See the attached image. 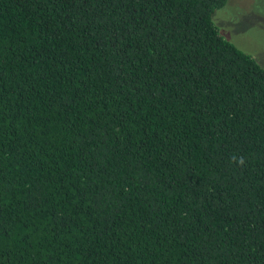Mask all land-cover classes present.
I'll return each instance as SVG.
<instances>
[{
    "label": "trees",
    "instance_id": "16d2710c",
    "mask_svg": "<svg viewBox=\"0 0 264 264\" xmlns=\"http://www.w3.org/2000/svg\"><path fill=\"white\" fill-rule=\"evenodd\" d=\"M226 1L0 0V264H264V68Z\"/></svg>",
    "mask_w": 264,
    "mask_h": 264
},
{
    "label": "rangeland",
    "instance_id": "374dc122",
    "mask_svg": "<svg viewBox=\"0 0 264 264\" xmlns=\"http://www.w3.org/2000/svg\"><path fill=\"white\" fill-rule=\"evenodd\" d=\"M212 21L220 35L264 68V0H227Z\"/></svg>",
    "mask_w": 264,
    "mask_h": 264
},
{
    "label": "clouds",
    "instance_id": "9594fccd",
    "mask_svg": "<svg viewBox=\"0 0 264 264\" xmlns=\"http://www.w3.org/2000/svg\"><path fill=\"white\" fill-rule=\"evenodd\" d=\"M232 160L236 162L239 166H243L245 164V160L243 157H232Z\"/></svg>",
    "mask_w": 264,
    "mask_h": 264
}]
</instances>
